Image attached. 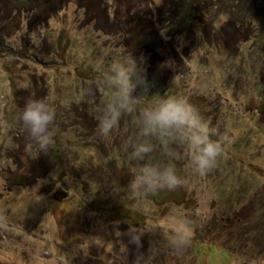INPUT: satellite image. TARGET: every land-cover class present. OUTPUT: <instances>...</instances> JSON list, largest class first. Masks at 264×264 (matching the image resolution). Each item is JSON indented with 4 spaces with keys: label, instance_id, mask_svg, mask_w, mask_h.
Returning a JSON list of instances; mask_svg holds the SVG:
<instances>
[{
    "label": "rangeland",
    "instance_id": "obj_1",
    "mask_svg": "<svg viewBox=\"0 0 264 264\" xmlns=\"http://www.w3.org/2000/svg\"><path fill=\"white\" fill-rule=\"evenodd\" d=\"M131 59L137 111L103 138L105 73ZM165 95L224 152L201 177L185 145L152 139L145 162L183 184L132 200L134 120ZM29 99L55 110L47 151L17 119ZM0 213V264H264V0H0ZM172 213L192 228L183 252Z\"/></svg>",
    "mask_w": 264,
    "mask_h": 264
},
{
    "label": "clouds",
    "instance_id": "obj_2",
    "mask_svg": "<svg viewBox=\"0 0 264 264\" xmlns=\"http://www.w3.org/2000/svg\"><path fill=\"white\" fill-rule=\"evenodd\" d=\"M135 74L136 65L132 59L130 62H113L105 73L108 93L94 117L101 137H109L119 126L123 115L136 113L137 101L141 98L132 96L138 82L133 81ZM149 101L139 110L134 120L139 134L136 140L129 142L131 150L125 149L126 162L130 166L135 165L128 183L129 198L132 200H142L149 193L159 190H176L183 184L173 164L145 162L154 151L152 139L164 146V154L168 156L172 155L167 151L170 142L178 141L185 145L188 165L201 177L217 166L218 158L224 152L221 140L210 138L208 122L186 98L165 95ZM55 117V110L44 99H29L25 103L17 119L30 141L27 146L29 149L35 147L40 151L48 150L53 143L50 126L54 124ZM8 143L11 144V139ZM5 223L6 217L0 213V226ZM165 226L172 234L171 246L177 252H183L189 246L192 236L190 223L179 213H172ZM140 259L136 258L135 264H140Z\"/></svg>",
    "mask_w": 264,
    "mask_h": 264
}]
</instances>
